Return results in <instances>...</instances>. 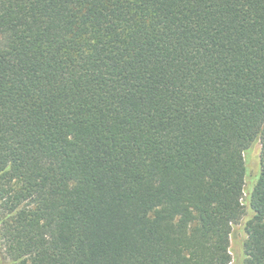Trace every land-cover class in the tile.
Instances as JSON below:
<instances>
[{"label":"trees","instance_id":"obj_1","mask_svg":"<svg viewBox=\"0 0 264 264\" xmlns=\"http://www.w3.org/2000/svg\"><path fill=\"white\" fill-rule=\"evenodd\" d=\"M236 226L264 264V0H0V264H231Z\"/></svg>","mask_w":264,"mask_h":264},{"label":"rangeland","instance_id":"obj_2","mask_svg":"<svg viewBox=\"0 0 264 264\" xmlns=\"http://www.w3.org/2000/svg\"><path fill=\"white\" fill-rule=\"evenodd\" d=\"M259 150H260V144L256 143L254 144V147H251L246 151V156H247V161H248L250 172L251 174H254L256 172L254 176L251 177V180H250V182L252 183L251 184L252 188L257 182L259 172H260L259 159H258ZM243 237H244L243 233L240 232L239 226H236L234 229L232 240H231V249H232V254L234 256V262L231 264H239V260L241 258V253H242L240 242L243 239Z\"/></svg>","mask_w":264,"mask_h":264}]
</instances>
